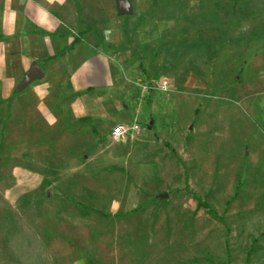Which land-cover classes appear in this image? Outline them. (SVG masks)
<instances>
[{
  "label": "rangeland",
  "instance_id": "1",
  "mask_svg": "<svg viewBox=\"0 0 264 264\" xmlns=\"http://www.w3.org/2000/svg\"><path fill=\"white\" fill-rule=\"evenodd\" d=\"M118 1L161 25L151 137L96 163L0 119V264H264V0Z\"/></svg>",
  "mask_w": 264,
  "mask_h": 264
},
{
  "label": "crops",
  "instance_id": "2",
  "mask_svg": "<svg viewBox=\"0 0 264 264\" xmlns=\"http://www.w3.org/2000/svg\"><path fill=\"white\" fill-rule=\"evenodd\" d=\"M112 1L0 0V119L42 123L50 138L66 140L73 154L95 155L96 163L104 151L114 161L121 150L131 152L136 136L113 149L114 128L140 126L156 110L158 95L169 92L160 88L164 80L146 82L151 56L141 49L160 35V28L152 29L160 23L114 19ZM133 11L132 4L130 16ZM128 27L143 29L137 31L139 47L127 40ZM34 65L42 77L20 90ZM143 85L153 89L143 92Z\"/></svg>",
  "mask_w": 264,
  "mask_h": 264
},
{
  "label": "water",
  "instance_id": "3",
  "mask_svg": "<svg viewBox=\"0 0 264 264\" xmlns=\"http://www.w3.org/2000/svg\"><path fill=\"white\" fill-rule=\"evenodd\" d=\"M118 12L121 17L130 16L132 14V4L130 0L118 1ZM42 72L38 65H34L25 77L24 82L19 86L20 90H24L37 79L42 77ZM164 198H168V194L162 195Z\"/></svg>",
  "mask_w": 264,
  "mask_h": 264
},
{
  "label": "built area",
  "instance_id": "4",
  "mask_svg": "<svg viewBox=\"0 0 264 264\" xmlns=\"http://www.w3.org/2000/svg\"><path fill=\"white\" fill-rule=\"evenodd\" d=\"M161 90L163 92H168L169 91V86L167 82H163L161 85ZM153 89L151 86L148 85H143L142 90L143 92ZM141 127L137 124L134 123L131 126H117L114 128L112 132V138L114 141H123L127 140L130 138H133L134 136H139L141 134Z\"/></svg>",
  "mask_w": 264,
  "mask_h": 264
},
{
  "label": "trees",
  "instance_id": "5",
  "mask_svg": "<svg viewBox=\"0 0 264 264\" xmlns=\"http://www.w3.org/2000/svg\"><path fill=\"white\" fill-rule=\"evenodd\" d=\"M135 210H133L132 212H134Z\"/></svg>",
  "mask_w": 264,
  "mask_h": 264
}]
</instances>
